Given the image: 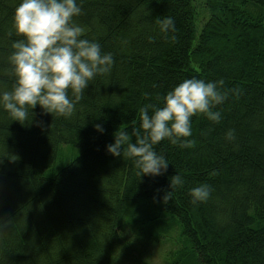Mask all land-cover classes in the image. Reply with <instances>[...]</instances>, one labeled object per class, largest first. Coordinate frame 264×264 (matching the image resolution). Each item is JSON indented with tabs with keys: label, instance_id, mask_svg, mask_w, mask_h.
Here are the masks:
<instances>
[{
	"label": "trees",
	"instance_id": "trees-1",
	"mask_svg": "<svg viewBox=\"0 0 264 264\" xmlns=\"http://www.w3.org/2000/svg\"><path fill=\"white\" fill-rule=\"evenodd\" d=\"M17 3L0 0V90L15 80L8 57L23 39L13 28ZM78 3L83 38L114 62L69 118L38 105L21 124L0 108V264H139L143 239L167 233L158 225L173 218L197 264H264V0H204L199 33L196 0ZM165 17L174 32H160ZM191 77L223 81L226 100L213 109L222 119L193 116L191 148L156 145L165 173L141 177L131 159L107 152L117 130L135 142L140 109L162 106ZM176 174L184 184L164 201ZM200 184L211 196L193 204L189 190Z\"/></svg>",
	"mask_w": 264,
	"mask_h": 264
},
{
	"label": "clouds",
	"instance_id": "clouds-1",
	"mask_svg": "<svg viewBox=\"0 0 264 264\" xmlns=\"http://www.w3.org/2000/svg\"><path fill=\"white\" fill-rule=\"evenodd\" d=\"M81 13L78 0H18L13 28L23 39L13 41L8 57L15 80L11 90H0V108L12 121L24 124L29 109L38 105L44 114L71 117L89 82L111 71L112 54L104 53L97 41L83 38L84 30L74 20ZM157 23L161 33L175 31L172 17ZM222 86V80L184 79L167 92L162 106L140 109V128L134 127L131 132L135 142L127 130H117L114 142L106 145L107 152L131 159L141 177L162 175L169 162L155 146L166 139L191 148L193 141L187 138L192 136V117L196 114L219 123L222 114L213 109L226 100L220 90ZM94 127L100 133L105 131L100 124ZM226 139H235L234 130L226 133ZM183 184L179 174L172 176L171 190L164 195V201L170 200L172 190ZM211 193L208 184L189 190L193 204L207 202Z\"/></svg>",
	"mask_w": 264,
	"mask_h": 264
},
{
	"label": "rangeland",
	"instance_id": "rangeland-1",
	"mask_svg": "<svg viewBox=\"0 0 264 264\" xmlns=\"http://www.w3.org/2000/svg\"><path fill=\"white\" fill-rule=\"evenodd\" d=\"M203 1L204 0H196L199 13L197 20L198 33L207 19V14L203 7ZM258 8L264 11L263 7L258 6ZM79 152L80 150L77 149V153ZM158 226L170 227V230L164 235H152L146 240H153L149 243L143 239V244L147 246L146 249L142 251L143 257L139 264H174L175 262H180L181 264H197L196 257L193 255L190 244L182 234V228L177 218H173L169 222L160 223ZM133 228L134 227L132 226L128 227L127 232L134 237L136 236V233ZM180 251L183 252L181 253L182 255H180Z\"/></svg>",
	"mask_w": 264,
	"mask_h": 264
}]
</instances>
